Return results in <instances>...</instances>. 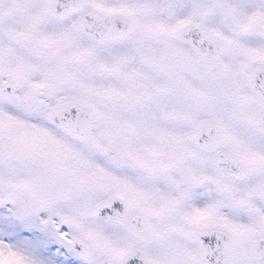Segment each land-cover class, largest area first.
Here are the masks:
<instances>
[{"label":"snow or ice","instance_id":"1","mask_svg":"<svg viewBox=\"0 0 264 264\" xmlns=\"http://www.w3.org/2000/svg\"><path fill=\"white\" fill-rule=\"evenodd\" d=\"M0 264H264V0H0Z\"/></svg>","mask_w":264,"mask_h":264}]
</instances>
